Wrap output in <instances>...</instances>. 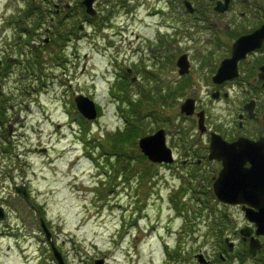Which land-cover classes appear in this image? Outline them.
Instances as JSON below:
<instances>
[{
    "label": "rangeland",
    "instance_id": "374dc122",
    "mask_svg": "<svg viewBox=\"0 0 264 264\" xmlns=\"http://www.w3.org/2000/svg\"><path fill=\"white\" fill-rule=\"evenodd\" d=\"M49 1L0 0V60H8L12 71L8 80L0 77V207L8 218L0 223V264H56L47 247L29 238L39 234L40 220L51 227L65 264H168L167 249L181 251L178 264H197L200 253L214 264L219 254L228 258L223 264H263L264 254L256 260L246 254L240 262L237 255L229 259L213 236L217 230L220 237L229 236L242 253L245 247L234 232L247 223L240 208L212 197L211 182L221 166L197 165L208 137L199 135L196 117L181 115L180 107L193 98L196 112L204 110L211 127L242 105L239 88L232 89L229 100H213L210 77L225 51L222 42L251 30L255 16L264 15V0H233L223 15L213 11L210 0H197L198 14L191 17L178 15L179 0H100L95 7L103 19L89 36L71 43L72 36L60 37L39 46L47 30H68L65 21L51 24L49 13L38 15L36 9L48 10ZM63 1L76 12L80 8L81 0ZM28 8L32 14L25 12ZM81 21L77 14L69 23L71 34ZM161 37L164 45L158 48ZM184 54L191 72L180 78L175 63ZM120 75L126 77L117 83ZM181 83L185 90L174 98L168 89ZM121 84L128 94L124 98L142 99L143 118L145 112L155 114L144 119L148 134L166 131L177 159L173 167L146 162L132 139L113 158L118 163L107 166L98 156L100 142L124 131L118 109L124 105L111 95L122 91ZM78 95L99 106L95 121L77 113ZM101 165L110 176L100 174ZM20 186L27 200L15 193ZM212 222L217 230L210 232ZM16 227L22 229L12 231ZM11 235L24 239L18 246Z\"/></svg>",
    "mask_w": 264,
    "mask_h": 264
},
{
    "label": "flooded vegetation",
    "instance_id": "af4514ba",
    "mask_svg": "<svg viewBox=\"0 0 264 264\" xmlns=\"http://www.w3.org/2000/svg\"><path fill=\"white\" fill-rule=\"evenodd\" d=\"M35 3H40V0H36ZM47 3L50 8L44 10L43 6L40 5V8L36 9L38 15L40 16V10L43 16L47 12L50 15L48 19L51 24L56 22L58 25H61L63 20L66 22L68 30L64 31L63 29L60 32L47 30L45 32V40L50 41L60 37L67 39L73 36L75 32L70 33L72 29L69 23L75 20L77 14H80L82 21L86 20L85 23L92 21L89 16L85 15V9L83 10L81 3L77 12L69 4H65L63 0H54V2L50 0ZM52 16H57L59 20H55ZM259 21L260 24H264V16L260 17ZM256 29L246 31L243 36L250 35ZM40 39L42 40L43 38L40 37ZM237 39H232L230 43L227 41L222 42L225 46V51L217 64H221L222 61L231 57L232 46ZM237 70L239 73L238 78L215 86L216 93L218 100H221V98L228 99L229 94H232V89L239 87L243 94V105L229 115L226 120L221 118L214 120L210 128L206 123L207 118L205 117L206 132L203 135L209 138V142L210 136L214 134L220 136L225 142L230 144L240 138H244L248 142L256 144L262 155H264V42H262L258 50L245 54V58L238 62ZM245 106L248 107L247 111L245 110ZM205 149L206 151L208 150L207 147ZM204 157L205 155L201 158ZM214 163H219L220 165L221 162Z\"/></svg>",
    "mask_w": 264,
    "mask_h": 264
},
{
    "label": "water",
    "instance_id": "95a60500",
    "mask_svg": "<svg viewBox=\"0 0 264 264\" xmlns=\"http://www.w3.org/2000/svg\"><path fill=\"white\" fill-rule=\"evenodd\" d=\"M222 3L220 0L216 4L215 11L217 13H224L229 6L230 0H223ZM94 0H85V5L90 9ZM189 7V5H187ZM260 34L264 35V26L252 37H258ZM246 38L244 40L247 44H252L253 38ZM243 40L240 39L239 43L235 46L236 52H239V49L243 48ZM177 66L180 68L179 74L184 75L188 71V62L186 56H183L178 61ZM231 62L223 63L221 70H219L218 77L221 76L223 73L228 72L231 68ZM79 110L81 113L89 120H92L96 116L94 104L90 102L86 98H78L76 100ZM181 112L186 114L187 116H192L194 114V104L192 101H187L181 107ZM141 149L145 155L149 157V159L153 162L158 163H171V151L168 150L165 146V138L164 132L161 131L157 135L146 138L141 141L140 143ZM253 150H247L245 154L252 152ZM214 155L213 152L210 155V159H213ZM252 166H255L253 170L244 171L242 166L244 163H232L229 159L226 163L223 162V170L220 172L219 179L213 185V192L217 199L220 202L228 203V204H248L250 206H254L256 203L257 196H253L249 194V190L252 192L259 193L261 189L264 187V164L259 163H251ZM237 182V183H233ZM232 183L231 185H229ZM229 185V186H228ZM22 192V191H21ZM240 195V197H238ZM263 217V214H258L253 212L252 210L246 211V218L249 219L251 222H256L260 224V218ZM2 218V209L0 208V219ZM260 226V225H259ZM258 226V227H259ZM241 234L245 237L250 235L249 229H244L241 231ZM257 235H264V226L258 229ZM226 245L228 246L229 250L232 251L233 244L229 242L227 238L225 240ZM260 249V244L258 240H251L249 252L255 256L257 251ZM55 256L57 257L60 264L62 261L57 254L56 250H54ZM196 259L198 260L199 264H209L203 255H197ZM96 264H103L102 261L97 262Z\"/></svg>",
    "mask_w": 264,
    "mask_h": 264
},
{
    "label": "trees",
    "instance_id": "16d2710c",
    "mask_svg": "<svg viewBox=\"0 0 264 264\" xmlns=\"http://www.w3.org/2000/svg\"><path fill=\"white\" fill-rule=\"evenodd\" d=\"M135 107H136V110H142L141 109V103H139L138 105H135ZM141 113H142V111H141ZM141 113H140V116H141ZM143 131H144V129H143V126L141 125V121L139 120V118L137 116H135V121L133 122L132 126L128 127L126 135L131 137L132 140H137L142 135ZM122 138L125 139V135H123ZM123 143L126 144L127 141L124 140ZM217 262L219 264H221V262L219 260ZM263 262H264V258H263Z\"/></svg>",
    "mask_w": 264,
    "mask_h": 264
},
{
    "label": "bare ground",
    "instance_id": "6f19581e",
    "mask_svg": "<svg viewBox=\"0 0 264 264\" xmlns=\"http://www.w3.org/2000/svg\"><path fill=\"white\" fill-rule=\"evenodd\" d=\"M1 123V122H0ZM232 183H230L229 185H231Z\"/></svg>",
    "mask_w": 264,
    "mask_h": 264
}]
</instances>
